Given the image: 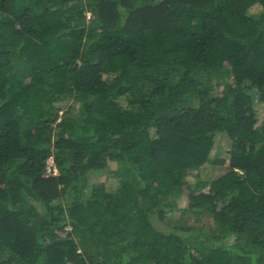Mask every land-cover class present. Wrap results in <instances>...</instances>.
Wrapping results in <instances>:
<instances>
[{"label": "trees", "instance_id": "1", "mask_svg": "<svg viewBox=\"0 0 264 264\" xmlns=\"http://www.w3.org/2000/svg\"><path fill=\"white\" fill-rule=\"evenodd\" d=\"M0 264H264V0H0Z\"/></svg>", "mask_w": 264, "mask_h": 264}, {"label": "rangeland", "instance_id": "2", "mask_svg": "<svg viewBox=\"0 0 264 264\" xmlns=\"http://www.w3.org/2000/svg\"><path fill=\"white\" fill-rule=\"evenodd\" d=\"M255 100L257 101V97H255ZM188 105H197V101H190L188 102ZM71 107V114L74 116L82 115L80 112V105L72 104ZM257 114L261 120L262 116L260 109L257 110ZM229 143V140L224 135H219L216 137L214 147L210 153V161L201 166L197 171L202 180L208 181L214 179L226 171L229 157L227 147ZM105 178V173L99 175H90V180L97 183L104 181ZM153 221L156 227L165 231L170 230L168 225H181L183 223L188 225H201L205 230H208L210 226H212V219L205 214H184L181 216L179 212H173L168 214V217L165 220L166 223L158 222L156 220Z\"/></svg>", "mask_w": 264, "mask_h": 264}, {"label": "built area", "instance_id": "3", "mask_svg": "<svg viewBox=\"0 0 264 264\" xmlns=\"http://www.w3.org/2000/svg\"><path fill=\"white\" fill-rule=\"evenodd\" d=\"M46 172L48 174H56L57 173L56 168L53 167V165H52V160L51 159H50V161L49 160L47 161Z\"/></svg>", "mask_w": 264, "mask_h": 264}]
</instances>
